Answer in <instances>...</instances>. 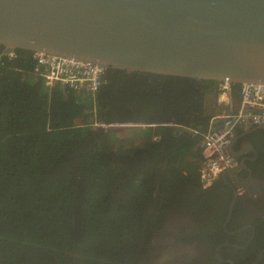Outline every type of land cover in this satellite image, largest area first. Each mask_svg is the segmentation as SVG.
<instances>
[{
  "label": "trees",
  "instance_id": "trees-1",
  "mask_svg": "<svg viewBox=\"0 0 264 264\" xmlns=\"http://www.w3.org/2000/svg\"><path fill=\"white\" fill-rule=\"evenodd\" d=\"M6 50L0 264H135L147 227L163 221L181 186L200 187L201 137L184 129L206 131L204 97L218 83L108 70L88 95L46 88L31 74L33 54L14 50L10 60ZM239 88L231 85L232 98ZM127 124L137 127L107 128ZM130 129L141 145L112 151Z\"/></svg>",
  "mask_w": 264,
  "mask_h": 264
},
{
  "label": "water",
  "instance_id": "water-1",
  "mask_svg": "<svg viewBox=\"0 0 264 264\" xmlns=\"http://www.w3.org/2000/svg\"><path fill=\"white\" fill-rule=\"evenodd\" d=\"M0 47L127 74L264 84V0H0Z\"/></svg>",
  "mask_w": 264,
  "mask_h": 264
},
{
  "label": "flooded vegetation",
  "instance_id": "flooded-vegetation-1",
  "mask_svg": "<svg viewBox=\"0 0 264 264\" xmlns=\"http://www.w3.org/2000/svg\"><path fill=\"white\" fill-rule=\"evenodd\" d=\"M229 149L233 167L208 188L181 186L135 264H264V189L249 185H264V126L236 131Z\"/></svg>",
  "mask_w": 264,
  "mask_h": 264
},
{
  "label": "built area",
  "instance_id": "built-area-1",
  "mask_svg": "<svg viewBox=\"0 0 264 264\" xmlns=\"http://www.w3.org/2000/svg\"><path fill=\"white\" fill-rule=\"evenodd\" d=\"M3 55L10 60L17 58L15 51L10 49ZM31 59V74L39 77L46 88L60 86L77 93L94 95L106 83V70L96 64L43 53H35ZM218 92L220 97H229L231 85L219 84ZM238 95L237 109L212 116L205 132L187 130L191 136L201 137L199 179L204 188L233 167L228 148L235 132L264 126V84H242Z\"/></svg>",
  "mask_w": 264,
  "mask_h": 264
},
{
  "label": "crops",
  "instance_id": "crops-1",
  "mask_svg": "<svg viewBox=\"0 0 264 264\" xmlns=\"http://www.w3.org/2000/svg\"><path fill=\"white\" fill-rule=\"evenodd\" d=\"M218 96H219L218 93L216 94L215 92H212V93H209L206 97L207 100L205 104V110L211 117L220 115L223 112L229 113L237 109L239 99L238 97L232 98V92L229 97L224 96L223 99H222V96L221 97L220 96L218 97ZM199 182H200V179H199ZM200 185L203 186L202 183H200ZM211 185H209L208 187H210Z\"/></svg>",
  "mask_w": 264,
  "mask_h": 264
},
{
  "label": "rangeland",
  "instance_id": "rangeland-1",
  "mask_svg": "<svg viewBox=\"0 0 264 264\" xmlns=\"http://www.w3.org/2000/svg\"><path fill=\"white\" fill-rule=\"evenodd\" d=\"M115 136H116V140L113 141L111 144V150L114 152L116 151V152L126 153L134 149L135 147H139L141 145L136 130L134 129L121 131L120 134Z\"/></svg>",
  "mask_w": 264,
  "mask_h": 264
},
{
  "label": "clouds",
  "instance_id": "clouds-1",
  "mask_svg": "<svg viewBox=\"0 0 264 264\" xmlns=\"http://www.w3.org/2000/svg\"><path fill=\"white\" fill-rule=\"evenodd\" d=\"M217 93L219 94V92H218V89H217ZM127 125H131V124H127ZM118 126H121V125H118ZM109 127V126H108ZM131 127H137V126H134V125H131ZM127 128H129V127H127ZM121 129V128H120ZM126 129V128H125ZM230 147V146H229ZM230 154V153H229ZM226 173V172H225Z\"/></svg>",
  "mask_w": 264,
  "mask_h": 264
},
{
  "label": "bare ground",
  "instance_id": "bare-ground-1",
  "mask_svg": "<svg viewBox=\"0 0 264 264\" xmlns=\"http://www.w3.org/2000/svg\"><path fill=\"white\" fill-rule=\"evenodd\" d=\"M224 98V96H222V99Z\"/></svg>",
  "mask_w": 264,
  "mask_h": 264
}]
</instances>
